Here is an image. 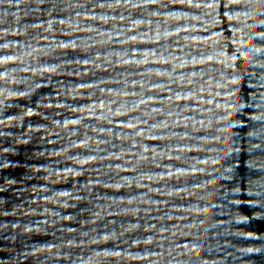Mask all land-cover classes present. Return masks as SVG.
I'll return each instance as SVG.
<instances>
[{
	"label": "water",
	"instance_id": "obj_1",
	"mask_svg": "<svg viewBox=\"0 0 264 264\" xmlns=\"http://www.w3.org/2000/svg\"><path fill=\"white\" fill-rule=\"evenodd\" d=\"M0 264H264V0H0Z\"/></svg>",
	"mask_w": 264,
	"mask_h": 264
}]
</instances>
